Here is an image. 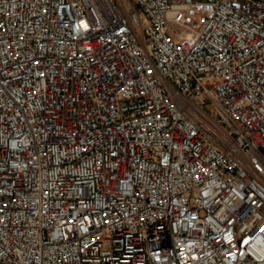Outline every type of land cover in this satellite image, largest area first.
Segmentation results:
<instances>
[{"label":"built area","instance_id":"1","mask_svg":"<svg viewBox=\"0 0 264 264\" xmlns=\"http://www.w3.org/2000/svg\"><path fill=\"white\" fill-rule=\"evenodd\" d=\"M0 264H264V0H0Z\"/></svg>","mask_w":264,"mask_h":264}]
</instances>
